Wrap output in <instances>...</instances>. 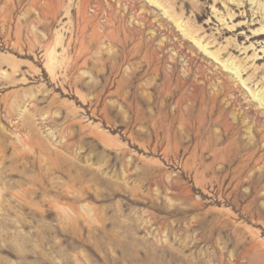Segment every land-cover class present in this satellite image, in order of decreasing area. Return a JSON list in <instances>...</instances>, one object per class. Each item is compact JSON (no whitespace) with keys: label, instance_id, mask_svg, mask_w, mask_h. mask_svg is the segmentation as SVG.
I'll use <instances>...</instances> for the list:
<instances>
[{"label":"rangeland","instance_id":"1","mask_svg":"<svg viewBox=\"0 0 264 264\" xmlns=\"http://www.w3.org/2000/svg\"><path fill=\"white\" fill-rule=\"evenodd\" d=\"M0 264H264V0H0Z\"/></svg>","mask_w":264,"mask_h":264}]
</instances>
